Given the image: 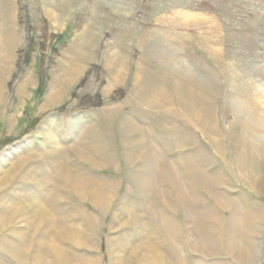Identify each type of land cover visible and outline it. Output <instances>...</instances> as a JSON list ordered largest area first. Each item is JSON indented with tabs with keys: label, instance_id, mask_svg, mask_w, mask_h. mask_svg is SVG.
Here are the masks:
<instances>
[{
	"label": "rangeland",
	"instance_id": "1",
	"mask_svg": "<svg viewBox=\"0 0 264 264\" xmlns=\"http://www.w3.org/2000/svg\"><path fill=\"white\" fill-rule=\"evenodd\" d=\"M255 113L264 0H0V264H264Z\"/></svg>",
	"mask_w": 264,
	"mask_h": 264
},
{
	"label": "clouds",
	"instance_id": "2",
	"mask_svg": "<svg viewBox=\"0 0 264 264\" xmlns=\"http://www.w3.org/2000/svg\"><path fill=\"white\" fill-rule=\"evenodd\" d=\"M242 143L253 155L264 153V113H255L246 120Z\"/></svg>",
	"mask_w": 264,
	"mask_h": 264
},
{
	"label": "bare ground",
	"instance_id": "3",
	"mask_svg": "<svg viewBox=\"0 0 264 264\" xmlns=\"http://www.w3.org/2000/svg\"><path fill=\"white\" fill-rule=\"evenodd\" d=\"M183 200V199H182ZM43 209V208H42ZM33 210V209H32ZM40 222V221H39ZM52 224V223H51ZM54 224V223H53ZM245 230V229H244ZM209 235V234H208ZM208 235H207V237H208ZM206 237V238H207ZM209 237H210V235H209ZM201 239V238H200ZM208 239V238H207ZM231 242L233 241V240H230ZM248 241V240H247ZM236 242V241H235ZM238 242V241H237ZM240 242H243L242 240H240ZM246 244V243H245ZM249 244V243H248ZM248 244H246V245H248ZM250 244H254V243H252L251 241H250ZM233 246H236V245H233ZM227 247V246H226ZM232 247V246H231ZM250 248H248V247H246V248H243L242 250H240V249H235V248H230L229 249V254H231V256L232 257H235V259H237L238 261H242V262H246V264H250L251 262L250 261H252L251 260V247H253V246H249ZM254 247H255V244H254ZM253 249V248H252Z\"/></svg>",
	"mask_w": 264,
	"mask_h": 264
}]
</instances>
